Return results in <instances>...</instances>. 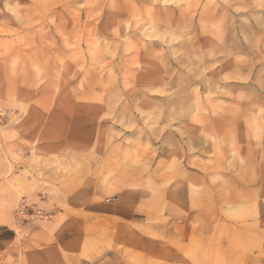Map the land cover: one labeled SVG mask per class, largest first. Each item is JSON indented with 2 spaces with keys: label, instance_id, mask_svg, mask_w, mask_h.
Returning a JSON list of instances; mask_svg holds the SVG:
<instances>
[{
  "label": "rangeland",
  "instance_id": "rangeland-1",
  "mask_svg": "<svg viewBox=\"0 0 264 264\" xmlns=\"http://www.w3.org/2000/svg\"><path fill=\"white\" fill-rule=\"evenodd\" d=\"M0 237V264H264V0H0Z\"/></svg>",
  "mask_w": 264,
  "mask_h": 264
},
{
  "label": "crops",
  "instance_id": "crops-1",
  "mask_svg": "<svg viewBox=\"0 0 264 264\" xmlns=\"http://www.w3.org/2000/svg\"><path fill=\"white\" fill-rule=\"evenodd\" d=\"M7 230H9V229H7ZM6 232H7V231H6ZM7 239H8V238H5V237H4V238H3V237H0V241H1V242H3V241H7Z\"/></svg>",
  "mask_w": 264,
  "mask_h": 264
},
{
  "label": "built area",
  "instance_id": "built-area-1",
  "mask_svg": "<svg viewBox=\"0 0 264 264\" xmlns=\"http://www.w3.org/2000/svg\"><path fill=\"white\" fill-rule=\"evenodd\" d=\"M107 201H110V198H108Z\"/></svg>",
  "mask_w": 264,
  "mask_h": 264
}]
</instances>
